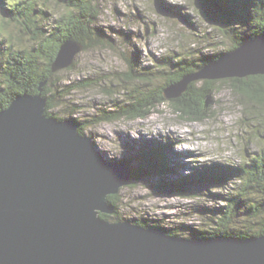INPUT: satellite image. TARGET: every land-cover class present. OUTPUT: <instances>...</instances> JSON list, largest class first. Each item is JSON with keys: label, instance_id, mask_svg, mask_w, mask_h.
<instances>
[{"label": "water", "instance_id": "1", "mask_svg": "<svg viewBox=\"0 0 264 264\" xmlns=\"http://www.w3.org/2000/svg\"><path fill=\"white\" fill-rule=\"evenodd\" d=\"M83 46L63 43L53 71ZM264 75V34L166 88L179 99L197 80ZM40 93L21 94L0 111V264H264V235L182 238L130 221L111 222L108 196L132 182L107 162L70 120L46 114Z\"/></svg>", "mask_w": 264, "mask_h": 264}, {"label": "rangeland", "instance_id": "2", "mask_svg": "<svg viewBox=\"0 0 264 264\" xmlns=\"http://www.w3.org/2000/svg\"><path fill=\"white\" fill-rule=\"evenodd\" d=\"M99 5L100 24L114 29L115 33L111 32L114 48L81 51L75 56L77 64L73 69H60L57 78L62 79V84L91 83L74 90L64 105L53 110L58 116L73 114L92 119L102 109L110 111L118 102L143 96L150 85L138 77H130L125 57L148 72V67L154 70V57L189 54L195 47L203 51L202 56H210L234 42L230 33L227 37L222 35V28L229 27L221 13L212 11L203 0H99ZM62 10L61 5L51 7L52 12ZM9 33L13 34L10 40L17 47H27L33 42L16 28L2 27L0 34L6 38L5 44ZM166 79L160 75L154 86L163 85ZM211 97L212 114L203 120L182 119L178 105L163 102L144 118L101 121L88 127L86 136L92 138L105 161L122 162L131 170L139 165L128 162L138 147L148 146V142L165 143L171 161L179 163L176 168L181 176L231 163L241 165L248 154L261 153L264 144L259 133L263 127L250 113L245 98L229 85L224 86L222 80L215 82ZM173 178L176 175L165 174L167 181ZM162 181L155 173L142 169L140 179L132 180L117 193L122 203L120 213L112 215L110 221L156 220L166 227L180 226V237H188L187 226L203 225V219H207L199 213L206 214L210 207L224 203L219 196L225 193L222 184L207 181L188 188L187 195L182 196L169 188H160Z\"/></svg>", "mask_w": 264, "mask_h": 264}, {"label": "trees", "instance_id": "3", "mask_svg": "<svg viewBox=\"0 0 264 264\" xmlns=\"http://www.w3.org/2000/svg\"><path fill=\"white\" fill-rule=\"evenodd\" d=\"M203 2L212 11L216 9L221 13L229 27L222 28V35L226 37L229 33L233 35L232 45L213 55L202 56L203 51L196 50V47L194 48L196 42H193L194 49L192 52L189 50V54L176 53L173 56L154 57L152 59L154 70L148 67V72L143 67H135L136 62L125 57L130 65L128 72L130 77L147 81L150 89L143 96L137 95L126 102L116 103L113 110L102 109L100 115H95L96 117L92 119H81L74 117L73 114L66 117L58 116L53 110L64 105L65 99L74 90L89 86L91 82L62 84V79L57 78L61 70L53 71L52 64L61 45L66 41L80 43L83 46L82 51L98 47L114 48L115 40L111 35V32L115 33L114 29L99 22L102 14L99 0H0V28H16L33 41L30 46L17 47L10 40L13 34H8L6 44V38L0 34V111L6 109L21 94L40 93L41 87L42 95L47 100L46 114L58 120L74 122L82 135H86L88 127L101 121L114 122L120 119L147 117L163 102L178 105L182 119L199 121L212 114L211 93L215 82L220 83L222 80L224 86L229 85L249 104L252 110L250 113L258 118L261 129L263 127L259 137H263L264 144V75L217 81H192L179 99L170 100L164 97L163 92L166 88L216 62L223 54L231 52L249 39L264 34V0H203ZM53 5H61L63 10L60 13L52 12ZM76 64L74 59L73 64L66 69H73ZM136 71L139 73H135ZM160 75L167 77L165 83L154 86V80ZM147 144L148 146L143 145L133 151L131 160H128L129 163H139L132 169L130 176L132 180L140 179L142 169L145 168L147 172L155 173L163 179L160 188H169L182 196L187 195L188 188L207 181L222 184L224 187L225 193L219 195L224 203L210 207L206 214L199 213L202 218H207L203 219L205 223L203 225L199 223L200 226H187L190 236L186 238L208 239L220 236L251 239L264 235V147L260 150L261 153L248 154L241 165L231 163L220 168L211 167L181 176L176 168L179 163L171 161L172 157L167 151L169 147L165 143ZM165 174L176 175V178L167 181ZM108 202L114 213L101 216L110 221L112 215L120 213L121 197L117 194L109 195ZM133 223L160 228L169 235L180 237L178 234L181 231L180 226L177 229L166 227L151 219H138Z\"/></svg>", "mask_w": 264, "mask_h": 264}, {"label": "bare ground", "instance_id": "4", "mask_svg": "<svg viewBox=\"0 0 264 264\" xmlns=\"http://www.w3.org/2000/svg\"><path fill=\"white\" fill-rule=\"evenodd\" d=\"M183 238V237H182ZM191 239V238H190Z\"/></svg>", "mask_w": 264, "mask_h": 264}]
</instances>
